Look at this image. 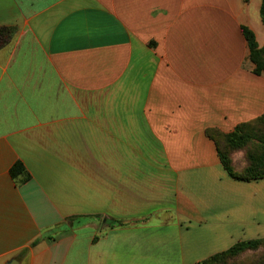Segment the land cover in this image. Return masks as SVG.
Segmentation results:
<instances>
[{
	"label": "crops",
	"instance_id": "crops-1",
	"mask_svg": "<svg viewBox=\"0 0 264 264\" xmlns=\"http://www.w3.org/2000/svg\"><path fill=\"white\" fill-rule=\"evenodd\" d=\"M261 4L0 0V264H198L263 239L264 179L230 177L206 134L264 115L241 30L264 47Z\"/></svg>",
	"mask_w": 264,
	"mask_h": 264
},
{
	"label": "trees",
	"instance_id": "trees-1",
	"mask_svg": "<svg viewBox=\"0 0 264 264\" xmlns=\"http://www.w3.org/2000/svg\"><path fill=\"white\" fill-rule=\"evenodd\" d=\"M246 3L249 0H244ZM260 16L262 22L264 24V0H262ZM242 33L245 39L248 42V46L250 49V59L255 65L254 73L256 75H264V47H259L256 36L253 31H251L248 27H241ZM11 37V30L0 27V47L3 46L7 41H9ZM255 123H259L264 125V115L260 118L249 122L238 125L234 131L230 133H223L217 129H209L206 131L208 137H210L216 144V148L218 151V155L222 162L223 167L228 172L230 177L239 181H253L264 179V156L257 157L250 161V166L244 171L242 175L235 173L234 168L232 166V161L230 158V154L232 151H237L239 149L244 148L249 143V134L246 130ZM222 137L224 142L219 141L217 138ZM264 144V139H263ZM10 175L13 179H18L20 176L24 177V182L30 180V175L26 171L22 162H17L11 169ZM110 222V226L114 225L123 226L124 223L122 221H117L114 219H107ZM35 245V243L33 244ZM264 245L263 239L256 240H248L237 243L231 249L218 253L198 264H225L226 260L232 257H236L239 254L249 251L255 250Z\"/></svg>",
	"mask_w": 264,
	"mask_h": 264
},
{
	"label": "rangeland",
	"instance_id": "rangeland-1",
	"mask_svg": "<svg viewBox=\"0 0 264 264\" xmlns=\"http://www.w3.org/2000/svg\"><path fill=\"white\" fill-rule=\"evenodd\" d=\"M246 132L250 136L249 143L244 148L232 151L230 154L234 171L240 175L250 166V161L264 156V125L259 123L252 124ZM217 139L224 142L222 137ZM225 264H264V245L255 250L245 251L236 257L229 258Z\"/></svg>",
	"mask_w": 264,
	"mask_h": 264
},
{
	"label": "water",
	"instance_id": "water-1",
	"mask_svg": "<svg viewBox=\"0 0 264 264\" xmlns=\"http://www.w3.org/2000/svg\"><path fill=\"white\" fill-rule=\"evenodd\" d=\"M10 264H18L17 262H13V263H10Z\"/></svg>",
	"mask_w": 264,
	"mask_h": 264
}]
</instances>
